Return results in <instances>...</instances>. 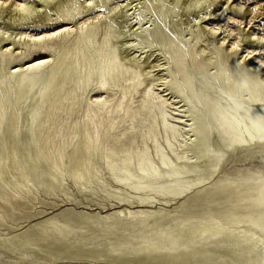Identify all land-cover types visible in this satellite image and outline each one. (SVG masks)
<instances>
[{
  "label": "bare ground",
  "instance_id": "1",
  "mask_svg": "<svg viewBox=\"0 0 264 264\" xmlns=\"http://www.w3.org/2000/svg\"><path fill=\"white\" fill-rule=\"evenodd\" d=\"M232 1L147 0L137 20L153 11L159 26L132 33L134 43L124 45L120 39L131 33L117 24L128 6L120 0H0V223L19 209L13 201L64 183L159 207L51 229L47 220L3 246L15 253L28 248L27 256L38 249L51 262L264 264V59L254 58L252 67L246 61L258 49L237 58L238 43L216 41L224 27L242 24L237 16L216 28L204 25L205 10ZM43 6L75 29L70 23L13 29L14 22L40 26ZM131 48L149 54L131 57ZM153 48L166 59L160 78L153 75L159 66H151ZM17 60L23 63L7 72ZM158 80L174 101L156 92ZM175 99L190 123L169 112ZM236 156L259 165L224 172ZM203 183L207 192L235 186L236 204L199 215L192 192ZM182 199L175 214H163V205Z\"/></svg>",
  "mask_w": 264,
  "mask_h": 264
},
{
  "label": "rangeland",
  "instance_id": "2",
  "mask_svg": "<svg viewBox=\"0 0 264 264\" xmlns=\"http://www.w3.org/2000/svg\"><path fill=\"white\" fill-rule=\"evenodd\" d=\"M117 1V0H115ZM123 6L128 5L127 8L122 9L120 12V16H118V25H122L121 29L124 31L131 33V35H124L123 38L120 40L123 41V44L126 43L132 45L134 43L135 37L132 33H146L155 28L158 25L157 17L155 12H147L143 14V20H137L139 12H143L145 3L147 0H120ZM235 3L223 5L217 4L216 7L210 8L205 10L209 17L204 20L206 23L204 25H209V27L216 28L217 25L222 26L228 22V18L230 15L237 16L238 19H241V25L238 23L231 24V27H224L220 30L216 36L217 40L225 39L224 47H228L231 43H238L237 47V58H242L243 56L247 55V52H251L253 49H258L257 52L251 55L252 58H249L246 61L248 65L251 63L252 67H257L258 61L257 59H264V0H233ZM232 1V2H233ZM259 2V3H258ZM263 2V3H262ZM40 5L39 1L36 2ZM241 3L240 5L242 8L238 10L236 8V4ZM254 5H253V4ZM262 3V4H261ZM172 4V3H170ZM252 4V5H251ZM260 4V5H258ZM143 5V6H142ZM223 5V6H222ZM258 6V7H257ZM96 10H104L106 11L105 7L100 8L96 7ZM252 8H258V11L252 14L250 12ZM216 10L224 11L222 16H214ZM126 11V12H125ZM123 12V13H122ZM128 13V14H127ZM41 17L43 16L44 19L40 22L42 23L40 26H34L32 23H26L21 25L19 22H14L12 25L13 29H40L44 30L47 28H53L56 26H62L63 24H69L71 27H76L74 22L67 21L61 22L57 20L59 17L56 12L51 11L46 6H43L39 12ZM124 18H122V16ZM186 17H182V23H184ZM227 18V19H226ZM110 15L106 16V21H109ZM252 19V21H251ZM203 21V22H204ZM1 22V20H0ZM140 22V23H139ZM198 22V20L196 21ZM214 22V23H213ZM249 22H252L249 24ZM185 24V23H184ZM194 22H191L188 26H193ZM214 24V25H213ZM73 25V26H72ZM252 32L256 33L257 36L253 37ZM185 33H190V31H185ZM8 35L14 37V32H9ZM254 38V39H253ZM215 45V42H212ZM17 48V46H13ZM248 49H250L248 51ZM128 50L126 48L124 51ZM153 50V57L151 58L152 65L158 64L159 66L153 69V75L156 78L163 77L167 74V71L164 69V65L166 63V59L163 58V55L160 51L156 50V48L151 49ZM127 53L131 57H139V59H144L149 53H143L140 51H136V49H129ZM137 54V55H135ZM151 54V52H150ZM257 55V56H256ZM141 56V57H140ZM256 56V57H255ZM31 60V59H30ZM25 62V61H24ZM23 63V61L17 60L14 61L8 68L7 72H10V67ZM261 72L264 75V66L261 68ZM167 86L163 85L161 80L156 81L154 89L156 92H162L161 95H166V98H171L173 94L171 91L165 92L164 90ZM173 97L170 101H174ZM178 100V101H177ZM176 104L169 107V112L174 116L182 117L183 119H190L188 114L186 115L185 112H182L185 108L181 107L184 103L180 102V99H175ZM178 102V103H177ZM184 108V109H183ZM171 109V110H170ZM174 109V110H172ZM179 111V112H178ZM184 113V114H183ZM184 117V118H183ZM183 120V125L185 123H190V121ZM185 121V122H184ZM188 138V136H186ZM241 158L236 156L234 159L228 162V164L224 168V172L233 174L238 169L246 170L248 169H257L259 165L258 159H254L252 161H245L243 163H239ZM231 162V163H230ZM112 185L117 186L116 183L108 180ZM207 185L200 184L197 185L193 189V194H195L199 200V206L197 210L200 213L207 212L209 208L214 209L215 211H224L229 206H233L236 204V199L239 197L235 186L229 187L225 192H220L218 190L214 192H207L205 190ZM250 186L244 185L243 188L248 189ZM181 200V199H180ZM19 209L17 211L10 212L6 214L4 217V221L0 223V264H80L75 261H56L51 262L46 259H43L40 255V251L35 249V253L31 256H27L29 253L28 248H21V254H26L21 257L20 253H15L10 247L7 245H2L4 241L8 240L11 244L14 243L13 238L29 229V227L34 226L36 224H40L41 222L50 220V224L47 226L51 229L52 226L56 225L57 223H68V224H81L84 223L86 220L94 221L95 219L106 216L109 214H114L115 212L121 209H134V210H144V211H152L158 210V206H150L147 204H140L136 199H129V201H124L123 203H119L112 199H106L103 193L100 191L97 194H93L92 192L82 191L80 192L70 183H64L62 186L56 185L52 190H43L38 189L37 191L26 195L24 199H18ZM183 202V199L180 203L170 202L168 205L162 206L163 214L166 215H173L175 214V210L180 206ZM17 204V203H16ZM181 209V207H179ZM88 221V222H89ZM89 225V224H88ZM90 226V225H89ZM92 229V225L90 226ZM93 234V233H92ZM42 247V246H40ZM203 247L207 249L212 248L210 244H204ZM175 253H181L180 250H177ZM81 264H99L98 262H90L85 261Z\"/></svg>",
  "mask_w": 264,
  "mask_h": 264
}]
</instances>
